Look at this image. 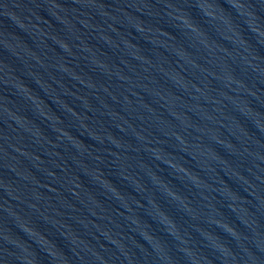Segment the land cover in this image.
I'll use <instances>...</instances> for the list:
<instances>
[{
    "label": "water",
    "instance_id": "95a60500",
    "mask_svg": "<svg viewBox=\"0 0 264 264\" xmlns=\"http://www.w3.org/2000/svg\"><path fill=\"white\" fill-rule=\"evenodd\" d=\"M0 264H264V0H0Z\"/></svg>",
    "mask_w": 264,
    "mask_h": 264
}]
</instances>
